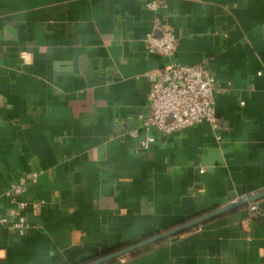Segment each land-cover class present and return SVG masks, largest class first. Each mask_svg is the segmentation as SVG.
I'll list each match as a JSON object with an SVG mask.
<instances>
[{
    "label": "crops",
    "instance_id": "obj_1",
    "mask_svg": "<svg viewBox=\"0 0 264 264\" xmlns=\"http://www.w3.org/2000/svg\"><path fill=\"white\" fill-rule=\"evenodd\" d=\"M148 1L0 0V217L42 201L22 234L0 221V264H84L264 191V0ZM160 25L214 74L221 139L203 121L138 146ZM149 245L104 264H264V195Z\"/></svg>",
    "mask_w": 264,
    "mask_h": 264
},
{
    "label": "built area",
    "instance_id": "obj_2",
    "mask_svg": "<svg viewBox=\"0 0 264 264\" xmlns=\"http://www.w3.org/2000/svg\"><path fill=\"white\" fill-rule=\"evenodd\" d=\"M160 4V0H149L146 6L155 11ZM153 22L157 24L158 18L154 17ZM158 29V33L150 32L145 36V47L148 52L164 56L167 63L152 75L147 95L148 113L142 117V126L147 133L139 140L138 146H150L156 139L155 132L171 135L203 121L208 122L215 137L221 139L218 132L220 124L215 112L214 74L203 63L183 64L175 60L177 41L174 33L166 26L160 25ZM130 134L136 136L137 132L133 130ZM36 176L37 173H32L31 181ZM25 182L26 179H21L10 184L5 194L13 199L24 190ZM41 205L42 201L20 202L17 207L10 209L8 216L0 217V221L17 228L22 234L24 219L20 212L27 207L37 212ZM249 211V217L259 214L254 203L249 204Z\"/></svg>",
    "mask_w": 264,
    "mask_h": 264
},
{
    "label": "water",
    "instance_id": "obj_3",
    "mask_svg": "<svg viewBox=\"0 0 264 264\" xmlns=\"http://www.w3.org/2000/svg\"><path fill=\"white\" fill-rule=\"evenodd\" d=\"M264 195V191L260 192V193H255V194H247V195H243L242 197H240L238 200L227 203L225 205H223L222 207H219L209 213H206L204 215H201L195 219H192L190 221L181 223L175 227H172L170 229H167L163 232L157 233V234H153L150 235L146 238H143L139 241H136L126 247L117 249L115 251H112L110 253H107L105 255H102L96 259H93L89 262H86L84 264H104L106 262H109L119 256H122L124 254L127 253H131L141 247H144L146 245L152 244L154 242H157L163 238H166L168 236L192 229L194 227H197L199 225H201L202 223H204L207 219L212 218L214 216L223 214L227 211H230L234 208L240 207L242 205L248 204L249 202H253L256 199L260 198L261 196Z\"/></svg>",
    "mask_w": 264,
    "mask_h": 264
},
{
    "label": "trees",
    "instance_id": "obj_4",
    "mask_svg": "<svg viewBox=\"0 0 264 264\" xmlns=\"http://www.w3.org/2000/svg\"><path fill=\"white\" fill-rule=\"evenodd\" d=\"M149 247H150V245H149ZM146 248H148V246L143 247L142 250H144V249H146ZM140 250H141V249H140ZM135 253H137V251H134V252H132L131 254H135Z\"/></svg>",
    "mask_w": 264,
    "mask_h": 264
}]
</instances>
